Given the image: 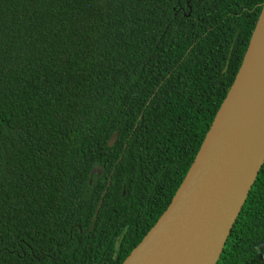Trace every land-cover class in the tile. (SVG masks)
<instances>
[{
	"label": "trees",
	"instance_id": "obj_1",
	"mask_svg": "<svg viewBox=\"0 0 264 264\" xmlns=\"http://www.w3.org/2000/svg\"><path fill=\"white\" fill-rule=\"evenodd\" d=\"M263 1L0 0V264H121L182 181ZM216 264H264V162Z\"/></svg>",
	"mask_w": 264,
	"mask_h": 264
},
{
	"label": "water",
	"instance_id": "obj_2",
	"mask_svg": "<svg viewBox=\"0 0 264 264\" xmlns=\"http://www.w3.org/2000/svg\"><path fill=\"white\" fill-rule=\"evenodd\" d=\"M263 162L264 1L240 65L182 181L121 264H216Z\"/></svg>",
	"mask_w": 264,
	"mask_h": 264
}]
</instances>
